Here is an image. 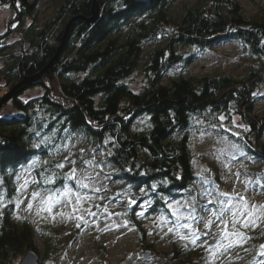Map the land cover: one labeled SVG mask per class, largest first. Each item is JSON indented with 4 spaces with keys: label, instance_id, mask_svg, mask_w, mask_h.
<instances>
[{
    "label": "trees",
    "instance_id": "16d2710c",
    "mask_svg": "<svg viewBox=\"0 0 264 264\" xmlns=\"http://www.w3.org/2000/svg\"><path fill=\"white\" fill-rule=\"evenodd\" d=\"M92 1L62 0L41 28L25 29L23 22L35 4L0 0V7L7 4L14 12L12 20L23 33L7 52L4 39L9 31L0 35L5 92L49 62L65 24L75 15L89 17ZM175 1H100L94 23L73 22L51 80L30 86L41 93L23 99L25 89L8 100L13 112L0 114V264H13L27 251L39 256L40 264H48L67 239L74 238L77 229L59 237L56 228L43 221L41 257L33 243V226L18 210L24 178L30 177L40 191L74 187L66 178L68 168L56 165L75 143L82 142L90 149L88 156H100L113 168L112 179L129 188L126 205L135 201L129 205L130 211L136 210L129 212L132 220L149 223L183 196L195 200L198 218L205 206L215 205L196 198L192 184L196 175L191 140L201 128L232 126L236 117L243 126L237 140L247 152L252 149L250 139L264 132V116L254 113L256 91L264 84V11L246 20L239 0H196L172 18ZM222 42L239 43L249 57L239 76L177 73L161 82L170 68L187 71L202 51ZM138 70L145 83L133 91L127 80ZM260 151L264 162V147ZM182 251L184 258H174L179 264H200L205 253L191 247ZM261 251L254 242L240 251L242 261L226 264H264Z\"/></svg>",
    "mask_w": 264,
    "mask_h": 264
},
{
    "label": "rangeland",
    "instance_id": "374dc122",
    "mask_svg": "<svg viewBox=\"0 0 264 264\" xmlns=\"http://www.w3.org/2000/svg\"><path fill=\"white\" fill-rule=\"evenodd\" d=\"M25 1L35 4L31 17L23 22V28L26 29L36 26L41 28L51 19L62 0ZM195 2L176 0L170 16L178 18L183 10ZM239 3L246 20L255 19L264 11V0H239ZM13 16L14 12L7 4L0 7V35L9 31L8 37L4 39L8 46L6 52L16 47L23 34L17 22L12 20ZM248 62L249 57L239 43L222 42L202 51L187 67V71L180 70L178 66L170 68L161 82L166 83L177 73L184 77L188 74L202 77L221 73L236 77L247 69ZM2 68L0 61V72ZM1 77L0 73V98L6 93V81ZM127 82L133 91L141 90L145 83L142 70L136 71ZM40 93L41 89L33 86L26 89L21 97L27 99ZM256 95L258 99L254 113L264 116V84L257 89ZM7 102L2 105L0 114L13 112ZM240 129L243 131V126L234 117L232 126L221 124V128L203 127L192 137L196 175L192 184L196 187V198L215 204L212 208L205 206L200 218L194 209L195 200L183 196L169 203L168 212L161 218L149 223H139L137 218L133 221L129 212L132 215L136 210H129L132 202L126 205L129 199L128 186L112 179L113 168L104 164L100 156H88L90 152L86 150L90 149L84 148L82 142L75 143L62 155V159L68 173L76 168L77 176L89 187L81 188L72 179L74 187L66 185L71 191L65 187L58 193L40 191L30 177L24 178L21 181L23 201L18 210L19 217L31 222L33 243L41 257L44 244L39 227L43 221L51 223L59 237L77 229L76 234L72 235L74 238L69 237L48 264H179V260L174 258L177 255L184 258L186 252L182 250L186 247L205 251L200 264L242 261L240 251L246 246L254 242H258L260 247L264 245V207H260L264 206V162L259 157L261 147H264V132L259 139H250L252 149L247 152L237 140ZM221 192L229 193V196H221ZM33 193L39 195L33 198ZM49 196L52 200L48 199ZM77 196L87 199L77 204ZM241 197L247 203L248 210L253 212L247 219L238 211L243 204ZM254 205L257 207L253 208ZM89 210L95 215H90ZM233 212H236L235 216ZM244 223L248 226L244 227ZM225 224L228 232L244 234L242 243L226 247L239 237L222 238ZM184 225H190V228ZM192 233L199 237L195 244L192 243ZM218 241L220 244L217 246ZM20 260L13 264H18Z\"/></svg>",
    "mask_w": 264,
    "mask_h": 264
},
{
    "label": "water",
    "instance_id": "95a60500",
    "mask_svg": "<svg viewBox=\"0 0 264 264\" xmlns=\"http://www.w3.org/2000/svg\"><path fill=\"white\" fill-rule=\"evenodd\" d=\"M100 1H106V0H93L91 7H90V16L84 17L82 15H75L69 19V21L65 24L63 28L62 35L60 37V43L58 47L56 48V51L53 55V57L49 60V62L37 73L31 76H26L22 78L18 83H16L13 87H11L1 98H0V109L2 105L7 102L12 97L18 95L21 91L27 89L28 87L32 86L39 80L43 78H48L51 80L50 72L52 70L53 65L57 61L70 32V29L72 27V24L74 21L80 19L84 21L86 24H92L96 21V19L99 17V3ZM147 258V255H145V259ZM39 256H37L32 251H27L23 257L21 258L20 262L18 264H40Z\"/></svg>",
    "mask_w": 264,
    "mask_h": 264
},
{
    "label": "snow or ice",
    "instance_id": "6c2138e0",
    "mask_svg": "<svg viewBox=\"0 0 264 264\" xmlns=\"http://www.w3.org/2000/svg\"><path fill=\"white\" fill-rule=\"evenodd\" d=\"M221 119H223V117H221ZM67 159V158H66ZM73 164H75V161H72ZM56 167L58 168H63L64 167V164L63 163H58L56 165ZM66 178L68 179H75L76 180V183L79 187L81 188H88L89 185L87 183H84L80 178L79 176H77V170L76 168H73L71 170V173L70 174H67ZM85 179H87V177H85ZM47 182L51 183V179H49ZM66 190L67 191H71V189H67V186H65ZM37 195H39V193H33V198H35ZM221 196H229V193H226V192H221L220 193ZM49 200H52V197L49 196L48 198ZM82 199H87V197H80V196H77V200H76V203L77 204H80L81 200ZM241 201L243 202L242 204V207L241 209H239L238 211L240 212L241 215H243L245 217V219H247L248 217H251L253 215V212L252 211H249L248 210V206H247V203L244 202V198L241 197ZM230 202V201H229ZM132 203H135V201H132ZM211 203V201H210ZM225 207H227V204L224 205ZM169 207H171V205H169ZM257 206H253V208H256ZM260 207H264V206H260ZM31 208V204H29V209ZM76 209L74 208V211ZM173 211L175 212L176 210L173 209ZM89 214L90 215H95V213H92L90 212L89 210ZM233 215L235 216L236 215V212H233ZM82 219V217H80ZM233 223H235V221H233ZM79 226V225H78ZM244 227H247L248 224L247 223H244L243 224ZM184 227H189L190 228V225H184ZM169 231H171V229H169ZM221 236L222 238H228V237H239V239H236V240H233L232 243L228 244L226 247H232L234 244H239V243H242L243 242V239L245 238L244 237V234L243 233H240V232H228L227 231V224H225L224 226V230L223 232L221 233ZM184 238V237H182ZM199 237L195 234V233H192V243L195 244L196 240L198 239ZM220 244V242L218 241L217 242V246ZM261 249L262 251L259 253L260 255H264V245H261Z\"/></svg>",
    "mask_w": 264,
    "mask_h": 264
}]
</instances>
